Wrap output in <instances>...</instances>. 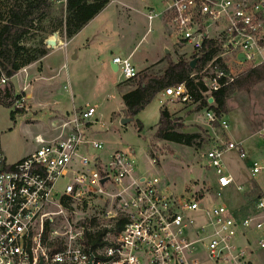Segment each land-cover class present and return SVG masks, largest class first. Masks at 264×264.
Listing matches in <instances>:
<instances>
[{
	"label": "built area",
	"instance_id": "obj_1",
	"mask_svg": "<svg viewBox=\"0 0 264 264\" xmlns=\"http://www.w3.org/2000/svg\"><path fill=\"white\" fill-rule=\"evenodd\" d=\"M163 2L160 9L147 11V19H164L176 47H191L187 61L198 55L203 59L212 49L205 47L206 40L219 48L190 74L202 84V99L210 105H216L214 93L246 68L264 65V0ZM65 45L57 40L47 47ZM112 62L125 81L139 77L131 57L118 55ZM30 67L9 76L0 66V105L15 113L29 109ZM17 75L22 77L19 91L13 84ZM163 93L168 102L184 107L202 100L186 82ZM197 113L211 128H229L226 113L208 107ZM98 124L95 106L74 107L55 122L52 134H37L36 147L13 162L0 130V264H254L252 255L264 249V192L248 214L226 203L206 208L202 190L180 195L158 177L138 175L128 151L115 150L105 159L96 154L105 146L95 138ZM256 134L264 145V126ZM232 149L247 156L242 143L231 141L201 154L211 161L219 196L235 182L222 161L223 152ZM251 171L264 172V159L255 160ZM200 214L204 219L199 221ZM254 231L261 233L255 240Z\"/></svg>",
	"mask_w": 264,
	"mask_h": 264
},
{
	"label": "rangeland",
	"instance_id": "obj_2",
	"mask_svg": "<svg viewBox=\"0 0 264 264\" xmlns=\"http://www.w3.org/2000/svg\"><path fill=\"white\" fill-rule=\"evenodd\" d=\"M17 1L0 0V25L10 7ZM163 4V0H118L106 10L103 9L95 22L67 47L69 51L80 47L81 54L78 58L72 59L71 55L66 57L64 51L54 55L58 67L66 64V68H62L60 76L54 81L57 90L50 92L47 88L49 83L45 84L46 87L43 82L37 83L35 87H39L40 95L31 100L25 113H16L14 118L11 107L0 105L2 146L8 160L16 161L37 145V134L49 136L53 133L55 122H59L65 115L60 112L72 110L73 106H95L101 121L95 127L99 131L95 138L105 145L103 150H96V154L105 159L115 150L128 151L136 161L135 171L138 175L158 177L180 195L187 196L202 190L205 195L202 203L206 208L226 203L231 209L248 214L252 209V201L264 192V172L253 175L251 171L255 160L264 159V145L256 134L264 126V82L249 90H236L227 98L229 128L225 130L220 127L211 128L200 120L197 103L185 107L170 103L162 92L134 120L125 125L121 123L125 115L122 111L124 90L134 89L144 74H162L163 67L170 60L168 57L164 64L155 65L148 71L141 70L138 78L125 81L124 76L111 66L112 59L118 54L125 57L121 52L122 47L124 50H131L137 46L132 62L134 63L133 59L138 62V70L139 66L150 65L160 56L169 55L166 48L171 49V60H186L191 56V52L187 51L192 50L191 47H176L161 18L155 19L150 25L145 17L144 13L149 6L158 10ZM64 8L65 0H54L46 14L35 21V27L23 40L24 45H43L53 35L66 41ZM128 13H131L135 22H130ZM90 35L87 42L86 38ZM174 49H180L179 58L175 56ZM21 80L22 77L18 75L13 78L17 91ZM68 83L71 85L70 92L64 89ZM166 108L179 109L175 112L176 124L181 125L178 130L198 134L195 145L187 146L154 135L161 110ZM136 119L143 123V131H139ZM228 141L242 143L247 156L240 157L236 149L223 152L224 167L233 175L235 182L232 186L221 189L219 196L216 193L214 168L211 161L201 154L211 145L222 146ZM152 158L158 159V162L152 163ZM199 216L196 217L197 220L204 219L202 214ZM251 235L255 240L261 233L254 231ZM252 259L254 264H264V249L254 252Z\"/></svg>",
	"mask_w": 264,
	"mask_h": 264
},
{
	"label": "trees",
	"instance_id": "obj_3",
	"mask_svg": "<svg viewBox=\"0 0 264 264\" xmlns=\"http://www.w3.org/2000/svg\"><path fill=\"white\" fill-rule=\"evenodd\" d=\"M112 0H65L64 8V32L67 39L73 38L91 20H93ZM54 0H18L13 4L0 25V66L9 76H12L22 66L31 64L44 57L48 53L46 40L43 45L27 47L23 40L29 31L35 27V21L42 18L53 6ZM2 18V16L0 17ZM205 47H212L207 51L198 68L206 63L219 48H214L213 40H206ZM193 69L189 61L180 58L177 62H169L162 74H144L137 86L122 95L124 114L133 120L149 105L155 96L166 88L186 82L197 100L202 99L201 83L190 79ZM133 80V79H131ZM264 82V65L248 67L239 74L228 86L214 93L216 105H210L206 99H202L198 110L205 107L213 108L217 113H226L227 98L236 90H249L255 85ZM20 113H25L21 111ZM13 112V118L15 116ZM139 131L144 130L143 123L136 119ZM155 136L187 146L195 145L198 134L179 131L176 124L175 113L168 108L161 110V116L156 124Z\"/></svg>",
	"mask_w": 264,
	"mask_h": 264
},
{
	"label": "crops",
	"instance_id": "obj_4",
	"mask_svg": "<svg viewBox=\"0 0 264 264\" xmlns=\"http://www.w3.org/2000/svg\"><path fill=\"white\" fill-rule=\"evenodd\" d=\"M116 1H118V0H112L108 5H107V7L108 6H110L112 3H115ZM106 7V8H107ZM153 6H149L147 9L149 10L150 8H152ZM106 8L104 9V10H106ZM129 8H130V6H129ZM131 9V8H130ZM147 10V11H148ZM147 11H145V13H144V15H145V17L147 18V16H146V13H147ZM129 14V19H130V22H135V19H133L132 18V16H131V13H128ZM97 17V16H96ZM96 17L93 19V20H91L78 34H76L73 38H71V39H66V45L65 46H63V47H61V46H57V47H50V48H48L49 50H48V53L44 56V57H42L41 59H39V60H37V61H34L33 63H31V67H30V73H31V77L34 79V81H33V90H32V99H34V98H37V96L38 95H40L39 94V92H40V89H39V87L37 88V87H35L36 86V84L37 83H41V82H43L44 83V85L43 86H45V84H47V83H49V85H47V88L50 90V92H53V91H55V90H57V88L55 87V80H57L58 79V76H60V71H62V68L64 67V65H66V64H63L61 67H58L57 65H56V61H55V54L57 53V52H59V51H64V53H65V56L67 57H69L70 55H71V57H72V55L74 54V51L73 50H71V51H69L68 49H67V47H69V45L71 44V43H73V41H75V39L76 38H78L85 30H87V28L91 25V24H93V22H95V19H96ZM161 21H162V24H164V25H166V23H165V20L164 19H161ZM149 22V21H148ZM150 25H151V23H149ZM167 26V25H166ZM90 38H91V35L89 36V37H87L86 38V40H87V42L90 40ZM59 39H61V40H63V38H61L60 36L58 37L57 36V40H59ZM64 41V40H63ZM165 45L167 46V44L165 43ZM136 48H137V46H135L133 49H128V50H124L125 48L124 47H122V53H124V54H122V55H125V57H131V59L133 58V56L136 54ZM77 58L80 56V54H81V49H80V47H78L77 49ZM166 50H167V48H166ZM180 50V49H179ZM179 50L177 51L176 49H174V54H175V56H177L178 58H179ZM188 52H192V50H187ZM178 52V53H177ZM167 53H169V55H167V56H160L159 58H157V59H155L154 61H152L151 62V64L150 65H147V66H139V70L138 71H141V70H146V71H148L149 69H151L153 66H155V65H158V64H164L165 63V61H167V59H168V57H169V61L167 62V65H165V67H163V71L167 68V66H168V64H169V62L171 61V62H177L179 59H175V60H171V58H170V56L171 57H173L172 56V54H170V53H172L171 52V49L170 48H168V52ZM119 55V54H118ZM120 56V55H119ZM133 61H134V65H135V67L137 68L138 67V62L136 61V60H134L133 59ZM111 63H112V61H111ZM143 65V64H142ZM163 73V72H162ZM152 74V73H151ZM160 75V74H159ZM52 83V84H51ZM14 84V83H13ZM39 85H41V84H39ZM38 85V86H39ZM54 86V87H53ZM65 86H67L68 87V89L67 88H65ZM64 86V89L67 91V92H70L71 91V85L68 83V85H65ZM46 87V86H45ZM44 87V88H45ZM130 90V89H129ZM129 90H124V92H123V94L124 93H126L127 91H129ZM163 93V92H162ZM122 94V95H123ZM164 94V93H163ZM71 96H72V92H71ZM57 102V101H56ZM80 107H82V106H80ZM73 108H74V106H73ZM169 110V112L170 113H172V114H174L177 110H179V109H168ZM71 110H64V111H62V112H60L61 114H66V113H68V112H70ZM140 114V113H139ZM36 147V145H34V147L30 150V151H32L34 148ZM29 151V152H30ZM29 152H27V153H29ZM26 153V154H27ZM25 154V155H26ZM252 188V186L250 187V189ZM241 204L243 205V202H241ZM240 206V205H239Z\"/></svg>",
	"mask_w": 264,
	"mask_h": 264
},
{
	"label": "water",
	"instance_id": "obj_5",
	"mask_svg": "<svg viewBox=\"0 0 264 264\" xmlns=\"http://www.w3.org/2000/svg\"><path fill=\"white\" fill-rule=\"evenodd\" d=\"M46 43L48 44V45H55V43H56V41H54V40H52V39H47V41H46ZM167 52H168V49L166 50ZM77 58V50H75L74 51V54L72 55V59H76ZM201 58H202V55H198L197 57H195V58H193V59H191V61L189 62L190 63V66H191V68L192 69H195L196 68V66H197V63H198V61L199 60H201ZM239 58L241 59V60H243V61H245V56L243 55V54H240L239 55ZM111 66H112V68L115 70V71H117V68H118V66L116 65V64H114L113 62L111 63ZM212 98L211 99H209V102H212ZM123 111V110H122ZM133 119L132 118H129V117H127L126 115H124V117L122 118V120H121V123L123 124V125H125V124H127V123H129L130 121H132ZM105 180L103 179L102 180V182H104ZM88 264H93V263H88Z\"/></svg>",
	"mask_w": 264,
	"mask_h": 264
},
{
	"label": "bare ground",
	"instance_id": "obj_6",
	"mask_svg": "<svg viewBox=\"0 0 264 264\" xmlns=\"http://www.w3.org/2000/svg\"><path fill=\"white\" fill-rule=\"evenodd\" d=\"M50 39H52V40H54V41H57V35H53V36H51ZM59 40H61V39H59Z\"/></svg>",
	"mask_w": 264,
	"mask_h": 264
}]
</instances>
